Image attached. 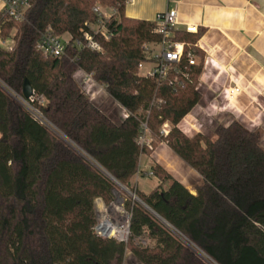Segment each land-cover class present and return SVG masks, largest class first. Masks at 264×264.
I'll use <instances>...</instances> for the list:
<instances>
[{"label": "trees", "instance_id": "trees-1", "mask_svg": "<svg viewBox=\"0 0 264 264\" xmlns=\"http://www.w3.org/2000/svg\"><path fill=\"white\" fill-rule=\"evenodd\" d=\"M128 0H31L24 18L0 13V264H124L131 252L142 264H264V146L261 133L239 121L219 125L214 137L185 132L180 123L197 105L203 68L188 65L159 80L138 74L142 46L159 40L155 22L125 16ZM96 2L116 8L115 35L98 37L100 52L76 46L85 22H96ZM51 28L70 35L61 58L44 55L37 44ZM201 31H174V40L194 44ZM186 47L185 52H187ZM93 72L113 101L130 112L125 119L90 100L75 78ZM28 80L31 107L24 98ZM43 97L46 104L39 103ZM147 122L154 147L165 141L195 169L196 194L162 165L152 173L161 183L149 193L133 186L140 158L151 153L138 138ZM168 121L167 136L160 129ZM145 203L125 202L130 213L127 242L95 234L94 200L106 205L119 185ZM152 211H151V210Z\"/></svg>", "mask_w": 264, "mask_h": 264}, {"label": "crops", "instance_id": "crops-1", "mask_svg": "<svg viewBox=\"0 0 264 264\" xmlns=\"http://www.w3.org/2000/svg\"><path fill=\"white\" fill-rule=\"evenodd\" d=\"M3 6L0 0V13ZM170 7L178 10V30L186 31V25H196L201 31L194 44L198 46L196 52L204 55L199 77L201 98L186 115L181 128L191 133L194 128L186 120L196 124L206 112L208 117L224 121V125L236 120L259 131L264 146V0H128L124 13L129 18L155 22L156 15ZM65 35L69 40V34L62 38ZM9 44L13 46L14 41ZM206 57L209 62L205 64ZM235 86L240 92L230 103L225 89ZM111 116L123 119L121 113L111 112ZM155 148L141 155L133 186L149 193L159 185L158 177L141 175L160 164L196 194L195 187L202 182V176L165 141L158 142Z\"/></svg>", "mask_w": 264, "mask_h": 264}, {"label": "built area", "instance_id": "built-area-1", "mask_svg": "<svg viewBox=\"0 0 264 264\" xmlns=\"http://www.w3.org/2000/svg\"><path fill=\"white\" fill-rule=\"evenodd\" d=\"M3 2L4 6L2 11L16 21L22 20L24 18L26 10L31 5V0H3ZM93 11L97 15V21L85 22L87 29L82 31L83 39H77L75 43L79 48H90L92 50L101 52L103 50V46L98 37H101L105 40H110L115 35L116 32L113 28V21L115 20L118 11L116 8L107 7L106 9L100 5H95ZM155 24V32L159 35V40L145 43L142 46L145 59L142 60L138 65V74L144 77H157L159 80H164L170 78L173 72H177V75L174 77V80L171 81V83L183 86V83L181 82L182 80H180L178 77V73L185 80H189L190 76L187 70H178V66L183 62L184 57H186L188 65H198L200 62L199 56L196 52L198 46L196 44L174 40V31L180 24L179 14L176 8L170 7L165 11L159 12L156 15ZM185 29L189 33L198 32V27L196 25H186ZM69 40H63L62 36L55 34L51 28H48L42 34L41 39L37 44V48L46 56L61 58L66 53ZM8 43L10 42L0 38V45L10 50L13 46ZM186 47H188L187 52H185ZM208 62L209 58L206 57L204 63L206 64ZM145 66L148 67L144 70ZM74 76L80 83L83 93L90 100L96 101L104 94H108L105 85L100 84L95 79L93 72H88L83 68H78ZM196 89L200 90L199 83ZM239 92L240 88L236 86L234 88L225 89V96L228 102L231 103L236 94ZM12 94L24 105L29 107L36 118L46 123L52 129H55L51 124L42 119L38 110L29 105L28 100H33V98H35L34 95L28 99H25L15 93ZM38 100L40 104L44 105L45 100L43 97H39ZM118 106L122 109L123 119L127 118L130 115V112L120 104H118ZM186 122L196 131L202 133L200 129L196 128L197 123H189L188 120H186ZM171 127L172 126L168 121L163 123L160 129V135L167 136L171 131ZM138 142L142 147L147 148L151 152L155 151L156 149L153 146V140L151 138L146 121L142 123V131L138 138ZM141 176H153V173L150 171ZM94 204L97 216V222L94 226L95 234L103 238H115L118 241L127 242L130 236V213L125 209V206L122 205L121 211L118 212L121 216L125 217V224H123L124 232L122 234H116L113 231L109 233L102 226L104 218L101 216V214L103 210L108 211L113 204L110 203L109 205H106L101 197L95 198ZM108 223L112 228L119 224L118 215L116 212L113 211L108 214Z\"/></svg>", "mask_w": 264, "mask_h": 264}, {"label": "rangeland", "instance_id": "rangeland-1", "mask_svg": "<svg viewBox=\"0 0 264 264\" xmlns=\"http://www.w3.org/2000/svg\"><path fill=\"white\" fill-rule=\"evenodd\" d=\"M96 5H100V6L107 9V6L101 2H96ZM66 39H68L67 35H65L63 37V40H66ZM7 41L10 42L11 40L7 39ZM147 67L148 66H145L144 70L147 69ZM96 101L102 108H104V110L106 112H107V110L109 111L108 114L111 115V112H116V113L122 114V109L118 106V104L115 101H113V99L108 94H106V95L104 94L103 96L99 97ZM44 104H46V102ZM203 115H204L203 116L204 118H201V119L199 118L198 121H196L197 122L196 128L200 129L203 134H206L210 137H214V132H215L216 128L219 125H224L223 124L224 121L223 122L216 121L213 118V116L208 117L209 114H207L206 112ZM187 120H190V119H187ZM193 122H195V121H193ZM182 123L183 122L180 123V127H182ZM171 129H172V127H171ZM192 132H198V131L193 129ZM153 146H154V144H153ZM127 189L137 196V194L135 193L134 190L129 189V188H127ZM129 191H127L126 189H123L119 186V190L114 192V200H113V202H111L113 204L112 207L116 206L117 204L118 205L122 204L123 206H125V202L127 203L128 200H134L133 196L130 194ZM135 201H137V200H135ZM124 264H142V262L138 258H136L131 252H127L126 256H125Z\"/></svg>", "mask_w": 264, "mask_h": 264}, {"label": "bare ground", "instance_id": "bare-ground-1", "mask_svg": "<svg viewBox=\"0 0 264 264\" xmlns=\"http://www.w3.org/2000/svg\"><path fill=\"white\" fill-rule=\"evenodd\" d=\"M122 208V204H117L116 206H113L112 208H110L108 211L103 210L101 216L104 218V222L102 223V226L104 227L105 230H107L109 233L110 232H114L116 234H122L124 232V225L125 224V217L121 216L118 212L121 211ZM116 212V214L118 215V222L119 224L115 227H111L108 223V214L111 212Z\"/></svg>", "mask_w": 264, "mask_h": 264}, {"label": "water", "instance_id": "water-1", "mask_svg": "<svg viewBox=\"0 0 264 264\" xmlns=\"http://www.w3.org/2000/svg\"><path fill=\"white\" fill-rule=\"evenodd\" d=\"M23 94H24V98L25 99H28V98H30L33 95V89H32V86H31V84H30V82L28 80H26L25 83H24ZM110 178H112L121 188L126 189L127 191H129L126 187H124L118 181H116L112 176H110ZM129 192L133 196L134 200H137V202H139L140 204L146 206L145 203L140 198H138L134 193H132L131 191H129Z\"/></svg>", "mask_w": 264, "mask_h": 264}]
</instances>
